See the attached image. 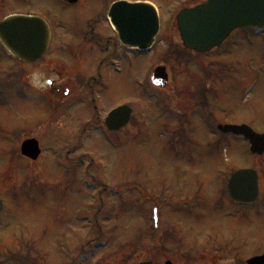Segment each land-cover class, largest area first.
Here are the masks:
<instances>
[{
    "label": "rangeland",
    "instance_id": "374dc122",
    "mask_svg": "<svg viewBox=\"0 0 264 264\" xmlns=\"http://www.w3.org/2000/svg\"><path fill=\"white\" fill-rule=\"evenodd\" d=\"M97 1L105 2L108 10L116 0H80L72 9H65L62 0H0V21L33 13L55 26L59 46H75V34L85 29ZM127 1L155 4L163 40L168 41L153 58L135 63L128 88L117 83L118 77L111 79V91L105 94L108 108L128 104L134 109L131 125L113 137L92 133L81 143L74 119H60L64 113L59 111L50 117L47 105L29 99L31 92L40 91L28 78L31 66L11 61L0 45V196L5 202L0 264H211L212 256L205 254L214 255L220 247L232 252V258L233 253L240 257L236 264H245L264 253L261 200L253 209L224 199L225 185L239 169L254 168L264 181V157H251L236 138H224L229 143L218 145L223 139L213 136L204 120L189 126L193 133L187 134L188 143L172 149L168 137L175 136L179 115H162L157 109L158 115L151 108L156 104L152 98L160 96L167 108L182 109L186 116L192 113L191 94L208 86L209 115L216 125L245 121L264 131V44L255 38L250 45L241 37L236 48L197 55L183 46L176 17L205 0ZM93 17L99 20L104 14ZM161 61L169 66L172 82L165 90L154 91L146 84L138 89L135 83L150 79L152 63ZM257 79V89L235 105L222 100L224 84L244 90ZM29 139H37L45 150L34 165L21 156V145ZM200 166L207 172L202 179L197 175ZM96 192L97 199L91 200ZM232 235L238 249L228 248L225 238Z\"/></svg>",
    "mask_w": 264,
    "mask_h": 264
},
{
    "label": "flooded vegetation",
    "instance_id": "af4514ba",
    "mask_svg": "<svg viewBox=\"0 0 264 264\" xmlns=\"http://www.w3.org/2000/svg\"><path fill=\"white\" fill-rule=\"evenodd\" d=\"M95 3L97 6L94 9V14L83 23L85 29L79 30V33L75 34L74 41L71 40V42L73 41L75 43V46L71 44L65 47L59 46L58 44L61 40L57 38L53 30L47 54L42 60L30 65L31 70L28 73V78L32 85L37 86V89L40 90L38 92H31L29 99L37 103L38 106L42 107L43 105H47L48 111L52 113L50 117H53L54 114H57L56 111H59L64 113V116L60 119H74L73 121L76 128L82 133L81 137H90V134L95 132L108 133L105 126L106 118L108 114L115 109H109V104L105 102V94L111 91L113 82L111 79L118 77L120 81H117V83H119V85H125L128 88L127 82L131 83V70L135 63L139 59L152 57L159 46L161 47L163 42L168 41L167 37L163 40L162 34H159L150 52L143 54L139 53V51L131 50L129 47L121 44L118 34L113 29L110 30L109 28L107 18L112 3L109 5L108 10V5L106 6L105 2H103L105 5L103 8H101L103 6L101 1ZM65 6L67 7L66 9L76 8L75 6L66 4ZM96 14H104V18H99L98 20L93 17ZM103 20L106 21L105 23L107 26L104 25ZM108 31L111 32V34H108ZM241 37L250 45L253 44L255 38H260L261 42L264 44V30L256 29L250 34L233 33L221 48H236L241 42L239 41ZM156 64L152 63L153 70L159 66H166L167 69L169 68L164 61ZM260 69L261 68H259V70ZM260 74L264 75V67L261 69ZM260 79L262 80L261 77ZM170 82L172 81L170 80L169 84ZM153 83L160 84L161 77L156 80L154 79ZM153 83L150 79L149 83L137 81L135 85L138 89L143 88L145 84L155 88ZM258 85V79L256 81L252 80L242 91L232 84H224L223 87H226L223 88L225 97H223L222 100H229L235 105L243 96L251 95L255 89H257ZM197 90L200 89L198 88ZM210 92L211 89L205 86L199 94L196 93V91L191 94V97L188 99V106L192 108V113L190 112L186 116L182 115V109L175 111L174 109L167 108L168 104L162 100V97L156 100L155 106L151 108L156 112L158 109L165 115L168 114V112L179 115L180 118L177 122L178 128L175 136L185 137L187 132L193 133V130H188L190 125L194 122L199 123L201 120H204L206 125V118L211 117L208 108V101L211 97ZM137 94L138 93H136V95ZM33 95H37L38 98ZM196 100L199 103L198 105H196ZM200 102L203 104H200ZM225 112L226 107L223 105L222 113ZM157 114L160 115L158 112ZM203 117L206 118L203 119ZM236 122L237 123L232 122V124H248L251 126V124L245 121ZM251 127L253 128V126ZM126 130L127 128L120 132ZM262 131L263 130L260 132ZM70 152L72 151H68L69 154ZM28 162L31 165L37 163L30 160H28ZM198 169L200 170L199 176H201V179L204 178L206 175V167L201 166ZM257 172L260 179V199H262L264 198V181L259 171ZM233 236L234 235L228 237V239L232 240ZM233 239L236 240L235 236ZM222 261H224L223 258L221 261H218L217 258L213 260L216 264Z\"/></svg>",
    "mask_w": 264,
    "mask_h": 264
},
{
    "label": "water",
    "instance_id": "95a60500",
    "mask_svg": "<svg viewBox=\"0 0 264 264\" xmlns=\"http://www.w3.org/2000/svg\"><path fill=\"white\" fill-rule=\"evenodd\" d=\"M66 1L78 2V0ZM110 16L119 32L120 41L130 47L146 49L160 30L158 15L148 4H117L112 8ZM177 20L185 47L206 53L220 46L236 29L263 28L264 0H207L206 4L181 11ZM0 40L19 59L35 62L47 50L49 29L40 18L12 16L0 23ZM156 73V77L167 80L165 69H159ZM116 112H122L127 121L130 119L131 110L128 108ZM108 124L112 130L116 129V113L110 116ZM220 130L244 135L251 141L254 153L264 154V136L254 134L246 127L226 126L220 127ZM22 153L36 158L39 154L38 143L25 142ZM229 194L238 203L254 202L258 196L256 173L244 170L234 175L230 181ZM2 210L3 203L0 200V214ZM249 264H264V256L249 261Z\"/></svg>",
    "mask_w": 264,
    "mask_h": 264
}]
</instances>
